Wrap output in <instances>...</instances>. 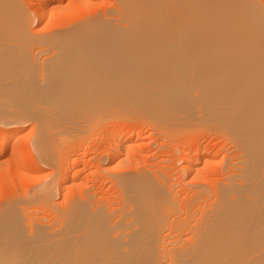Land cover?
Listing matches in <instances>:
<instances>
[{"label":"bare ground","instance_id":"6f19581e","mask_svg":"<svg viewBox=\"0 0 264 264\" xmlns=\"http://www.w3.org/2000/svg\"><path fill=\"white\" fill-rule=\"evenodd\" d=\"M57 1L35 0L30 12L21 0H0V156L16 150V139L24 132L21 124L27 121L34 123L36 134L30 139L37 155L49 166L52 162L46 159L84 144L96 125L134 119L165 134L210 127L228 140L235 154L211 162H221L223 181L211 190L215 199L210 201L204 179L206 189L195 193L205 200L199 203L196 195L194 206L181 196L177 203L176 193L139 186L140 180L136 186L135 178L121 173L113 179L120 206H92L87 192L83 201L75 197L62 209L52 207L54 221L45 224L28 217L23 208L53 205L56 179L27 189L29 201L0 207V264H264V2L117 0L115 12L56 28ZM41 22L53 30L34 34V25ZM115 124L111 135L106 131L111 137L106 160L117 169L121 156L130 151L124 143L147 135L143 129ZM186 144L178 148L185 160L182 174L201 180L200 165L210 164L208 154L200 147L192 153L194 144ZM25 151L19 154L25 157ZM55 159L58 165L59 157ZM25 160L20 162L26 165ZM71 167L64 177L59 167L64 172L59 189L80 174L81 168ZM12 169L19 173V168ZM180 202L188 204L184 216Z\"/></svg>","mask_w":264,"mask_h":264},{"label":"rangeland","instance_id":"374dc122","mask_svg":"<svg viewBox=\"0 0 264 264\" xmlns=\"http://www.w3.org/2000/svg\"><path fill=\"white\" fill-rule=\"evenodd\" d=\"M25 1V2H24ZM73 3H72V2ZM78 1V0H77ZM89 1V2H88ZM82 0L79 1L80 4H78V2H76V0H60V1H57V5H60L61 10H60V7L58 9V11L56 10L55 11V15H56V22H57V26L56 28H64L68 25H70L72 22V24H75L76 23V20H80L82 17H85V19H90V18H94L96 17V15H104L105 14H108V13H112V12H115L116 9H117V5L114 4L115 2L117 3V0ZM113 1V2H112ZM264 2V0H262ZM35 0H21V3H23V7H25L26 10L30 11V12H34L35 10ZM88 2V3H87ZM86 4V7L84 6ZM73 5V7H72ZM65 6V7H64ZM78 6V7H77ZM117 6V7H116ZM109 7V8H108ZM116 9H115V8ZM30 8V9H29ZM67 10V11H66ZM66 11V12H65ZM70 11V12H69ZM111 11V12H109ZM74 12V13H73ZM73 13V14H72ZM34 14V13H33ZM70 14V15H69ZM73 15V16H72ZM90 17H89V16ZM93 15V16H92ZM92 16V17H91ZM75 21V22H74ZM70 22V23H69ZM78 23V21H77ZM42 25V26H41ZM41 25H34L33 27V32L34 34L35 33H39L40 35H43L44 33L45 34H48L50 33L53 28L47 26L44 22L42 23L41 22ZM64 25V26H63ZM38 27V28H37ZM47 27V28H46ZM37 28V30H36ZM45 28V29H44ZM50 28V29H49ZM52 29V30H51ZM47 30V32H46ZM50 30V31H49ZM42 31V32H41ZM44 56V55H42ZM40 58L42 59L43 57L40 56ZM165 63V62H164ZM171 63V62H170ZM169 63V64H170ZM168 64V62H167ZM168 64V65H169ZM133 120V119H132ZM139 120V121H138ZM141 119H134L133 121H128L127 123H123V121H120V120H116L114 122L118 123L119 121L122 122V124H126V127L128 125V130L130 129H135L136 130H140V129H143L147 135L146 139H142V140H137L134 143L132 142H128V145L130 147H127L128 145L126 144L127 142L124 143V148H129L130 151H128L129 153L126 155V153H124L122 156H121V160L122 164H125L123 162L126 161L127 165L124 166V167H120L122 166V164L116 169V165L114 162H108L106 159H107V155H106V151L109 150V141L111 139V137H109L108 133L110 134L111 132V129L113 127V125L115 124L114 122L112 121H106L105 124L106 126L108 125V127H103L105 126V124H101L100 127H99V124L96 125L97 128H94L96 129V131L99 130L98 133H96L95 130H93L94 134L92 135V133L90 134V136L87 138V140L84 142V144H81L78 146H74L76 148L73 147L70 148L72 150H70V153L72 155H70L69 152H65L63 153V151L61 150L60 153L62 152L63 153V156H62V153L60 154L58 151L59 149L57 150V154L59 156H54L55 158H58L59 157V164L56 165V163H58V160L55 159L54 157L51 158L50 160L46 161L45 162H50L49 166H46V164L42 163L44 162V160L40 157H38V153L35 149V145H34V141H31L32 139L30 138H33L34 137V134H36V130L35 128L33 127L34 126V123L33 121H27L25 122L24 124H21V127L22 129L24 130V132H22V135L20 137V139H16L17 140V147H16V150L18 152H15L13 151L12 148H10L5 155H2L0 156V164L4 166L5 169H0V207H2L3 205H5L6 203H12V201L15 203V201H23V203L26 202V200H28V198H25L24 195L26 193V190H30L31 188V191L34 190V189H37L39 188L40 186L46 184L47 183H51L52 181H56L55 184H57V189H56V194H55V197L53 199V205H43L40 204V205H36V206H29V204L23 208L25 209L24 212H26L25 214L28 215V217L31 218V215H32V218L35 219V221L37 222H40V223H45V224H51V222L53 223L54 221V212L53 210L51 209L52 207L55 208V209H62L66 206V204L68 203V201H72V200H75V197H77L78 201H83L82 199L85 198V197H90L91 201V205L92 206H97V205H101V206H104V207H107L108 209L110 210H113L115 209V207H118L120 206L119 204H121L122 200L120 199V194L119 192L117 191V186L115 184V182L113 181L114 177L117 176V175H120L121 173L123 175H126L130 178V180H132L133 178V182L135 183L136 186H138V182L137 180H140L139 181V186H144L146 188H150V189H158L160 190L161 192H167L166 194L170 195L172 194V196H174V194L176 193L175 195V200L177 201V203H179V199H180V196L182 197V199L186 200L184 203H190V204H193L196 205L197 203L194 204V202H196V199L197 197L199 196V194H196L195 191H197L196 189H198V191L200 190H204V185L206 183L205 186H207L206 188H208V191L206 189L205 192H208V194L205 196V199L208 197L210 201H212L213 199H215V194L211 191L213 189V187L215 185H218L220 183H222L223 181V178H221V170L219 169L221 167V162L218 161L216 163H211L212 161H216V160H220L223 158H226V157H229V155L233 156L235 154V152L229 150L230 149V146H229V142H227L228 140H226V138L224 137H221L222 135L219 134L216 130L212 129V128H201L199 126H193V129L191 128V126L189 127V130L188 131H183V126L182 127H178V126H175V128L177 130H179L178 128L182 129V131H178L177 134L169 131L171 134L169 133V136L168 137V133H158V132H154V130L152 129V127L150 128V126H148L146 123L144 122H140ZM138 121V122H137ZM143 121V120H141ZM111 122V123H110ZM119 122V123H120ZM118 123L115 124L114 128H121L122 125H120ZM130 123V124H129ZM33 124V125H32ZM23 125V126H22ZM112 125V126H111ZM95 126V127H96ZM129 126H131V128L129 129ZM27 127V128H26ZM124 129L126 128L125 125H123ZM134 127V128H132ZM18 128L20 130H22L19 125H18ZM100 128V129H98ZM105 128V129H104ZM146 128V129H145ZM197 130H196V129ZM28 129V130H26ZM98 129V130H97ZM103 129V130H102ZM185 129V128H184ZM22 130V131H23ZM127 130V129H126ZM199 130V131H198ZM211 130V131H210ZM108 133H107V132ZM195 131H198V132H195ZM214 131V132H212ZM35 132V133H34ZM154 132V133H153ZM186 132V133H185ZM187 132L189 133L187 135ZM190 132H193L192 134H190ZM151 133V134H150ZM154 135H153V134ZM112 134V133H111ZM110 134V135H111ZM161 134V135H160ZM165 134V135H164ZM176 135L178 137V139L176 138ZM181 134V135H179ZM185 134V135H184ZM25 135V137H24ZM33 135V136H32ZM149 135V136H148ZM184 135V136H182ZM220 135V136H219ZM92 136V137H91ZM167 136V137H166ZM180 136V137H179ZM162 137V138H161ZM223 138V139H220ZM168 138V139H167ZM170 138H175V139H171ZM198 139V140H197ZM197 140V141H196ZM226 140V141H224ZM14 140H12L13 143H16L14 142ZM151 142V143H150ZM191 143L194 148H192V153L194 152L193 149L195 150V148H198L200 147V151L202 149L203 153L205 155H211V156H206V158L210 161V164L209 162L207 163V161H203L201 163V167L202 169L199 170L200 173H203V174H200L199 177L201 178V180H198L199 178L197 177V179H192L190 177H192L190 174H182L183 173V167L182 165L184 166V162L185 160H183L182 158V150L180 151V149L178 148H184V146H186L187 144L186 143ZM194 142V143H193ZM226 142V143H225ZM24 143V144H23ZM132 143V144H131ZM137 143V144H135ZM149 143V144H148ZM171 143V144H170ZM184 143V145H183ZM224 143V144H223ZM228 143V144H227ZM12 144V143H11ZM53 144V143H52ZM51 144V145H52ZM59 145V143H54V145ZM87 147H86V145ZM197 144V145H196ZM25 145V146H24ZM107 145V146H105ZM199 145V146H198ZM222 145V146H221ZM12 146H15V145H12ZM53 146V145H52ZM109 146V147H108ZM134 146V147H133ZM148 146H151V147H148ZM183 146V147H182ZM204 146V147H203ZM55 147V146H54ZM52 147V148H54ZM58 147H55V149H57ZM133 149H132V148ZM103 148H106V149H103ZM218 148V149H217ZM223 148V149H222ZM229 148V149H228ZM54 149V150H55ZM75 149V150H74ZM79 149V150H78ZM220 149V151H219ZM26 150V151H25ZM102 150V151H101ZM229 150V151H227ZM13 151V152H12ZM25 151V154L26 156L28 157V159L32 158V160L29 162L25 157H23L21 154L22 152L24 153ZM77 151V152H76ZM103 152V155H100L98 156L99 152ZM206 151V153L204 152ZM19 152L21 154H19ZM96 152V153H95ZM98 152V153H97ZM132 152V153H131ZM179 152V153H178ZM213 152V153H212ZM218 152V155H216ZM225 152V153H224ZM228 152V153H227ZM15 153V154H14ZM17 153V154H16ZM66 153H69V157L70 159L73 158V159H76L78 162L80 161V163H78V165H74L72 163V159L71 161H69V158L67 156V162H66ZM147 153V154H146ZM182 153V154H181ZM55 154V155H57ZM135 154V155H134ZM227 154V156H226ZM15 155V156H14ZM24 155V154H23ZM65 157V159H62L61 157ZM75 155V156H74ZM139 155V156H138ZM213 155L216 157L214 158ZM225 155V156H223ZM21 156V157H20ZM180 156V157H179ZM218 156V158H217ZM13 157V158H12ZM78 157V158H77ZM98 157V158H97ZM101 157V158H100ZM105 159H104V158ZM132 157V158H131ZM153 157V158H152ZM38 158V159H37ZM61 158V159H60ZM212 158V159H211ZM19 159V160H17ZM26 159V160H25ZM41 159L43 160L41 162ZM49 159V158H48ZM79 159V160H78ZM102 159L104 162H102ZM127 159V160H126ZM20 160H25V163L26 165L21 162ZM55 160V161H54ZM129 160V161H128ZM33 161V163H32ZM38 161V162H37ZM64 161V162H62ZM41 162V163H40ZM99 162V164H98ZM102 162V163H100ZM109 163L108 165L106 163ZM130 162V163H128ZM148 162V163H147ZM36 164L35 167L33 164ZM41 164V166L39 164ZM114 163V164H113ZM132 163V164H131ZM206 163V164H205ZM15 164V165H14ZM19 164V165H18ZM29 164V165H28ZM52 164H54L56 167L53 166V169L51 168ZM60 164H63V165H60ZM68 164V166L66 165ZM74 166H73V165ZM101 164V165H100ZM112 164V165H111ZM131 164V165H130ZM145 164V166H144ZM153 164V165H152ZM209 164V165H208ZM213 164V166L211 165ZM218 166H217V165ZM70 165H72V167H76L77 169H80V176L78 175V177L76 176L74 179L72 177H69L70 180H67L66 181V186H63L62 188L59 189V181L62 180L60 176H62L65 172V174L63 175V177L69 173H67L66 171L70 169ZM104 165V166H103ZM150 165V166H149ZM181 165V166H180ZM13 166L16 167V168H19V173H15L13 172ZM21 166V167H20ZM27 168H26V167ZM31 166V167H30ZM51 166V167H50ZM62 166V167H61ZM65 166V167H64ZM70 166V167H69ZM97 166H99V168L97 169ZM115 166V167H114ZM129 166V167H127ZM144 166V167H143ZM148 166V167H147ZM199 166V167H200ZM208 166H211V167H208ZM7 167V168H6ZM10 167V168H9ZM29 167V168H28ZM34 167V168H33ZM50 167V168H49ZM63 172L62 174V171ZM71 167V168H72ZM101 167V168H100ZM107 167V169H104V168ZM114 167V168H112ZM182 167V169L180 168ZM218 167V168H217ZM9 168V169H8ZM23 168V169H22ZM40 168H43L45 170H42ZM129 168V169H128ZM147 168V169H146ZM152 168V170H150ZM207 168V169H206ZM211 168V169H210ZM7 169V170H6ZM21 169V171H20ZM37 169V170H36ZM52 169V170H51ZM56 169V170H55ZM66 169V170H65ZM97 169V171H96ZM112 169V170H111ZM125 171H123V170ZM178 169V170H177ZM40 170V171H39ZM49 170V171H48ZM96 171V172H93V171ZM105 170V171H104ZM110 170V171H108ZM114 170V171H113ZM129 170V171H128ZM142 170V171H141ZM164 170V171H163ZM52 171H57V174L53 173ZM102 171V172H101ZM113 171V172H112ZM120 173H119V172ZM132 173H131V172ZM138 171V172H137ZM203 171V172H202ZM219 171V172H217ZM21 172V173H20ZM53 174H52V173ZM88 172V173H86ZM93 172V173H91ZM179 172V174H178ZM206 174H205V173ZM3 173V174H2ZM27 174V175H31L32 178H26V177H22L24 174ZM86 173V174H85ZM96 173V174H94ZM98 173V174H97ZM115 173V174H114ZM163 173V174H162ZM166 173V174H165ZM216 173V175H215ZM17 174V175H16ZM26 174L24 176H26ZM47 174V175H46ZM61 174V175H60ZM83 174V175H82ZM90 176H89V175ZM93 174V175H91ZM171 174V175H170ZM219 174V175H218ZM99 175V176H98ZM130 175V176H129ZM134 175V176H133ZM162 175V176H161ZM177 175V176H176ZM204 175V176H203ZM221 175V176H220ZM27 176V177H29ZM43 176V177H42ZM138 176V178H137ZM142 176V177H141ZM183 176V177H182ZM187 176V177H186ZM207 178H206V177ZM215 176V177H214ZM219 176V177H218ZM36 177V178H35ZM39 177V179H38ZM42 177V178H40ZM50 177V178H49ZM81 177V178H79ZM94 177V178H93ZM96 177V178H95ZM111 177V178H110ZM133 177V178H131ZM141 177V178H140ZM203 177V179H202ZM217 177V178H216ZM83 178V179H82ZM180 178V179H178ZM214 178V179H213ZM37 179V181H36ZM42 179V180H41ZM112 179V180H111ZM142 179V180H141ZM205 179V180H204ZM220 179V180H218ZM222 179V180H221ZM74 180V181H73ZM158 180V182H157ZM189 180H192V184L189 183L190 181ZM205 183H203L204 181ZM19 181H21L19 183ZM43 181V182H42ZM71 181V182H70ZM155 181V182H154ZM183 181V183H182ZM188 181V182H187ZM202 182L200 183H195V182ZM75 182L76 185H73V183ZM137 182V183H136ZM143 182V183H142ZM157 182V183H156ZM19 183V184H18ZM36 183V184H35ZM113 183V184H112ZM146 183V185H145ZM177 183V184H176ZM208 183V184H207ZM215 183V184H214ZM81 184V185H80ZM159 184V185H158ZM161 184V185H160ZM170 184V185H169ZM175 186H174V185ZM204 184V185H203ZM40 185V186H39ZM148 185L150 187H148ZM167 185V186H166ZM87 186H90L88 188H90V190L87 188ZM115 186V187H114ZM154 188H153V187ZM160 186V188H159ZM201 186L203 187L201 189ZM69 187V188H68ZM75 187V188H74ZM85 187L88 189H85ZM166 191H164L165 189ZM185 187H189L188 189H186ZM199 187H200V190H199ZM17 188V189H16ZM26 188V189H25ZM169 188V189H168ZM183 188V189H182ZM172 189V191H171ZM175 189V190H174ZM193 190V193H191V191ZM17 190V191H16ZM19 190V191H18ZM59 190V191H58ZM75 190V191H74ZM80 190V191H79ZM86 190V192H85ZM93 190V191H92ZM96 190V191H95ZM171 192H170V191ZM92 191V192H91ZM187 191V192H186ZM59 192V193H58ZM84 194H81V193ZM85 192V193H84ZM87 192H90L88 193L87 195ZM116 192V193H115ZM22 193V195H21ZM92 193V194H91ZM191 193V195L193 194V196L191 197V195L189 194ZM204 193V191H203ZM189 194V195H188ZM2 195V196H1ZM17 195V197H16ZM87 195V196H86ZM197 195V197H195ZM212 195H214L213 197H211ZM98 196V197H97ZM171 196V195H170ZM19 197V198H18ZM71 197V199H69ZM79 197V198H78ZM113 197V198H112ZM190 197V198H189ZM203 197V198H202ZM17 198V199H16ZM25 198V199H23ZM82 198V199H80ZM99 198V199H98ZM118 198V199H117ZM213 198V199H212ZM16 199V200H15ZM23 199V200H22ZM64 199V200H63ZM80 199V200H79ZM95 199H97L95 201ZM106 199V200H105ZM199 199H201V202H203L205 199H204V195H200L198 197V202L201 203L199 201ZM67 200V201H66ZM94 200V201H93ZM116 200V201H115ZM183 200V201H184ZM203 200V201H202ZM29 201V200H28ZM100 201V202H99ZM182 201V202H183ZM188 201V202H187ZM191 201V202H190ZM2 202V203H1ZM97 202V203H96ZM99 202V204H98ZM114 202V203H113ZM181 203L180 205V211H181V215L184 216L182 214V211L185 209V206L188 205V204H184V203ZM193 202V203H192ZM60 203V204H59ZM107 203H108V207L107 206ZM119 203V204H118ZM22 204V203H21ZM57 204V205H56ZM56 205V206H55ZM106 205V206H105ZM184 205V206H183ZM45 206V207H44ZM55 206V207H54ZM64 206V207H63ZM115 206V207H114ZM184 208H183V207ZM29 207V208H28ZM35 207V208H34ZM34 210H33V209ZM113 208V209H112ZM26 209H30V210H27ZM37 209H40V210H37ZM42 209V210H41ZM50 209V210H49ZM36 210V211H35ZM50 212H49V211ZM34 213V214H33ZM51 213V214H50ZM184 213V211H183ZM41 215H43L41 217ZM52 215V216H51ZM36 216V217H35ZM53 217V218H52ZM42 218V219H41ZM48 220H47V219ZM39 220V221H38ZM168 232V230H167ZM182 233H185L186 232H182Z\"/></svg>","mask_w":264,"mask_h":264}]
</instances>
